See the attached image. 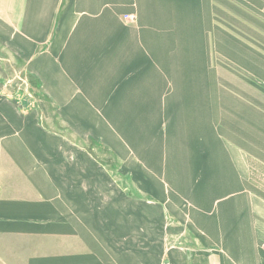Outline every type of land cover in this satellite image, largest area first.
I'll use <instances>...</instances> for the list:
<instances>
[{
  "label": "crops",
  "instance_id": "crops-1",
  "mask_svg": "<svg viewBox=\"0 0 264 264\" xmlns=\"http://www.w3.org/2000/svg\"><path fill=\"white\" fill-rule=\"evenodd\" d=\"M189 1L0 0V264H259L264 196Z\"/></svg>",
  "mask_w": 264,
  "mask_h": 264
},
{
  "label": "rangeland",
  "instance_id": "rangeland-1",
  "mask_svg": "<svg viewBox=\"0 0 264 264\" xmlns=\"http://www.w3.org/2000/svg\"><path fill=\"white\" fill-rule=\"evenodd\" d=\"M187 4L195 10L194 16H189V23L195 28L189 35L192 34L194 40L188 35L196 45L192 54L195 68H205V74L211 78L210 87L212 82V87L216 90H225V93H221L227 97L228 123L230 119L236 123L235 129L242 135L243 147L248 150L249 182L264 196V161L261 160L263 155H252L254 145L251 148L250 143L258 135L259 141L254 149H264V0H192L185 2V7ZM182 35L180 40L185 38L187 33L183 32ZM197 45H202V48H197ZM18 82L22 84L20 80ZM197 84L203 89L210 88L209 84ZM250 93L253 94L252 102ZM246 94L248 95L245 96ZM24 97L26 98L20 99H26L25 103L35 102L32 97ZM254 98L258 101L257 105L254 104ZM51 116L53 117V114ZM99 150L104 153L105 149L99 145ZM108 162L102 161L103 164ZM113 163L109 162V167H112L109 169H113V175L115 174L112 181L119 184L126 181L130 184L126 178L116 174V164L114 167L110 166ZM260 243L258 260L259 264H264V243ZM115 245L116 259L123 260V242L115 241ZM102 261L106 263L105 260H99V264Z\"/></svg>",
  "mask_w": 264,
  "mask_h": 264
},
{
  "label": "built area",
  "instance_id": "built-area-1",
  "mask_svg": "<svg viewBox=\"0 0 264 264\" xmlns=\"http://www.w3.org/2000/svg\"><path fill=\"white\" fill-rule=\"evenodd\" d=\"M126 18L134 19V16L133 15H129V16H126Z\"/></svg>",
  "mask_w": 264,
  "mask_h": 264
}]
</instances>
